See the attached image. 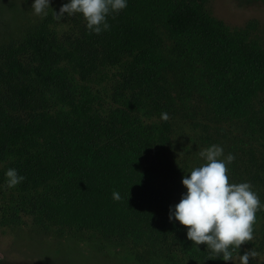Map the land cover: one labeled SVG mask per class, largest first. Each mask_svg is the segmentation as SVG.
Returning a JSON list of instances; mask_svg holds the SVG:
<instances>
[{"label":"trees","instance_id":"obj_1","mask_svg":"<svg viewBox=\"0 0 264 264\" xmlns=\"http://www.w3.org/2000/svg\"><path fill=\"white\" fill-rule=\"evenodd\" d=\"M67 2L58 0L54 11ZM107 22L109 30L91 33L101 49L93 44L76 68L54 57L60 48L48 39L47 20L35 36L1 50L4 215L14 222L22 212L43 227L127 245L139 258L146 250L167 264H215L206 245L169 220L187 190L172 199L148 163L169 143L168 120L151 115H161L157 93L174 81L195 88L218 116L255 124L264 46L248 29L211 16L202 0H127ZM9 168L25 177L12 188Z\"/></svg>","mask_w":264,"mask_h":264},{"label":"rangeland","instance_id":"obj_2","mask_svg":"<svg viewBox=\"0 0 264 264\" xmlns=\"http://www.w3.org/2000/svg\"><path fill=\"white\" fill-rule=\"evenodd\" d=\"M33 2L0 0V52L35 36L45 20L48 39L59 45L60 54L55 53L54 57L60 64L71 61L76 68L86 62L93 44L101 49L102 45L91 36L81 14L64 15L56 21L53 11L58 0H50L52 9H47V15L41 18L34 14ZM202 5L230 29H248L249 36L264 46V0H202ZM104 83L109 87V81ZM165 86L157 98L161 111L169 115V143L164 157L152 152L148 163L155 166L170 197L174 199L186 190L182 178L190 174L192 167L203 163L199 152L216 144L223 148L225 156L229 153L235 156L228 165L231 182H249L264 204V92L253 103L254 115L261 122L250 125L244 119L215 114L195 88L187 89L174 81ZM160 117L155 112L151 115L154 120ZM19 215L20 221L8 222L0 202V264H167L160 253L148 254L144 250L143 257L139 258L136 249L127 245L100 241L85 233L60 231L54 226L43 227L32 215L22 212ZM250 249L258 255L250 258L249 264H264V210L259 211L253 241L242 245L238 252L242 255ZM233 261L219 258L215 264H239L236 252Z\"/></svg>","mask_w":264,"mask_h":264},{"label":"clouds","instance_id":"obj_3","mask_svg":"<svg viewBox=\"0 0 264 264\" xmlns=\"http://www.w3.org/2000/svg\"><path fill=\"white\" fill-rule=\"evenodd\" d=\"M126 7L127 0H69L58 12L52 11L56 21L65 14H81L89 32L99 35L110 28L107 17ZM31 8L36 16L43 18L51 8L50 0H34ZM161 119L168 120V113L162 112ZM199 156L203 163L192 167L190 174L182 178L187 191L175 204L174 211L170 209L169 220L174 217L185 226L187 238L193 244L206 245L211 253L209 259L233 261L236 252L239 264H249L250 258L255 259L258 253L250 249L241 255L238 249L253 241L256 214L264 210V204L249 182H231L228 165L235 160L233 154L225 156L221 146L212 144L202 149ZM5 176L8 188L25 179L14 168L7 169ZM112 198L119 201L121 196L114 190Z\"/></svg>","mask_w":264,"mask_h":264}]
</instances>
